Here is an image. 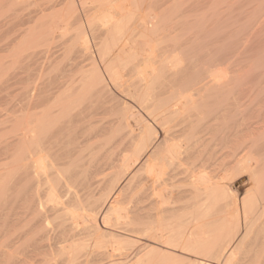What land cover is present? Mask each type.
Segmentation results:
<instances>
[{
  "label": "bare ground",
  "instance_id": "obj_1",
  "mask_svg": "<svg viewBox=\"0 0 264 264\" xmlns=\"http://www.w3.org/2000/svg\"><path fill=\"white\" fill-rule=\"evenodd\" d=\"M160 1L0 0V75L52 76L25 91L0 138L6 264H264V120L248 123L241 101L204 103L230 82L196 71L185 4ZM105 76L136 108L106 107ZM224 156L234 167L218 171Z\"/></svg>",
  "mask_w": 264,
  "mask_h": 264
},
{
  "label": "rangeland",
  "instance_id": "obj_2",
  "mask_svg": "<svg viewBox=\"0 0 264 264\" xmlns=\"http://www.w3.org/2000/svg\"><path fill=\"white\" fill-rule=\"evenodd\" d=\"M190 1L191 0H184V1L182 0V3H181V1L176 0V4H178L179 2H180L179 5L185 4L184 5L185 7L183 9H182V7H183L182 5H181L182 7L178 5L179 7H181L183 12H181V9L179 8L180 11H178V9H177V11H178V13L179 12L180 13L179 14L177 13V14L181 16V21H179V23H178L179 27L182 28V30H181V28H179L180 31H183V32H180V35H182L181 40L183 43H186L185 44L186 46L190 47L191 55L189 53H187L188 57H190V58L191 57H197V59L192 58L193 61L198 63L195 66V69L197 72H200L201 69L202 70L203 69L212 70L214 67L213 70L221 71V72L225 71V79L228 80V83L230 82L228 84V87H227L228 89L226 88L227 90L224 89L222 92L221 91L222 89H221L219 92L217 91L218 94L216 91H212V92H214V94L216 96L211 95V92H210V95L208 94L209 97L208 96L205 97V98H207V100L203 99L204 103L206 105H208V107L210 108V106H212V105L218 106V104H216V101L218 99H220V101H217V103L219 102V104H222V102L225 103L227 100V102H228L227 104L232 105V109H233V106L235 105V103H237L236 101H241V103H242L241 108L244 105L243 109L245 112L243 111V109H241V108L240 109H241L242 113H246L245 114L246 116H244V117H246V120L248 123L254 121L255 118H261L264 120V117L262 118V116H264V109L261 108V106H259V107L257 106V105L262 104V106L264 107V0H218V1L217 0H214V1L213 0H192L191 2ZM194 3H195V5L196 4L197 5L195 6ZM178 6H177V8H178ZM185 8H186V10H185ZM187 8H191V9H187ZM215 8L217 11L212 12L213 10H215ZM194 9H195V11H194ZM196 10H197V12H196ZM181 13L183 15H181ZM187 13H189V14H187ZM192 14H194V15H192ZM180 16H178V20H179ZM182 16H184V19L186 17V19L184 20L182 18ZM188 16H190V18ZM182 19H183V21H182ZM190 20H191V22H190ZM212 21H214V22H212ZM185 22L187 25L185 24ZM200 23H202V24H200ZM198 24H200V26H201V30H199V31L197 30V29H200V27H198L199 26ZM196 27H198V28H196ZM188 28H190V29H188ZM213 28H214V30H211ZM185 30H186V32H185ZM188 30H190V31H188ZM216 30H217V32H216ZM96 31H97V33L102 32V31H98V30H96ZM197 31H198V33H197ZM217 33H218V35H217ZM88 34H87V37H89L88 40L91 39L89 42H91L92 44L91 43L90 44H91V46H93L94 40L91 37V35L90 34L88 35ZM197 34L199 37L197 36ZM200 34H201V36H200ZM221 34H222V36H221ZM188 35L190 36V38ZM186 37L188 40L186 39ZM195 37H197V39H196L197 45H196V43H194L193 49H194V51H197L196 47L200 46V48H197L198 51H199V49H201V50L203 49L205 51V52L200 51L201 54L199 52V55H201V56H199V55L197 56L196 54H198V52L195 53L193 50H191L193 47L192 46L193 42H195V39H194ZM214 38H215V40H214ZM186 40H187V42H186ZM189 41H191V43ZM188 42H189V44H188ZM205 42H206V44H205ZM222 43H223V46H222ZM225 44H226V46H224ZM218 47H220V48H218ZM225 49H226V52H224ZM227 50H228V53H227ZM192 52H194V53H192ZM203 56L205 59H203ZM208 57H209V59L207 61H205L206 63L208 61H210V59L213 60V61L211 60L212 62H210V63H213L214 60H216V61L218 60L216 62L217 65L214 62V66L213 65L210 66V64L208 65V64L204 63L203 61H201V60H206V58H208ZM201 62H202V64H201L202 67L201 66L198 67V65H200L199 63H201ZM218 64H221L222 68L220 67V65L218 66ZM227 64H229V65H227ZM218 67H220V68H218ZM223 67L225 70L223 69ZM187 72H188L187 74L190 75V71H187ZM11 76H13V77H11ZM22 76L17 75V77H16V75H0V88H1L0 89V112L2 111L0 113V116L2 115V117L7 121L6 122L4 120L5 122H3L2 121L3 118H1V120H0V121H2V123L0 124V138L1 139H2L3 134H5V133H7L9 135L12 134V127L14 124V120L22 117L23 112H21L22 109H20V108L23 107L21 100L24 96L25 91L28 89L34 88L35 86H37V87L40 86V87H45V88L52 86V83L50 82V81H52V76H50V77L48 75H47V77H46V75H41L42 77L40 75H30V76L24 75L25 77L24 76L22 77ZM233 77L235 79H237V80L233 79L236 81L235 83H232L233 82L232 79H231L232 82L230 81V78H233ZM45 78H46V80H45ZM49 78H50V80H49ZM107 78L108 77L105 76L107 85L109 84L108 89H109L110 93L108 92V94L111 95L110 97H112V98L114 97V102H111L110 104H106V107L107 106H111V107L113 106L112 107L113 112H114V110H116V113L118 110V107L115 105L116 102L117 103H120L122 101H125L124 103L130 102L128 104L135 107L136 103L134 101H132L130 98H128L129 99L128 100L126 98L127 96L122 95L121 91L118 88H116V86H114L113 84H112L113 86H111V81ZM126 79L128 80L127 77L123 78L122 81H124V83L121 82V84H126V82H127ZM15 80H17V81H15ZM47 80H49V81H47ZM7 81L8 82L10 81V82L8 83ZM45 84H46V86H45ZM230 85L233 86V87H231V89H233V92H232V90L229 89ZM236 89L238 92L236 91ZM3 90H4V92H3ZM117 90H119L120 92ZM234 90H235V92H234ZM225 92H227L228 94L224 95ZM205 94H207V93H205ZM205 94H202V95L205 96ZM241 96L243 98V101L240 98ZM226 97H227V99H226ZM236 97H238V99ZM209 98L211 100H208ZM221 98H223V99L221 100ZM232 98H235V99L231 100ZM239 99H241V100H239ZM244 99H246V102H244L245 101ZM249 99H250V101H249ZM120 100H122V101H120ZM214 100H215V102H214ZM247 101H248V103H247ZM113 103H115V104H113ZM29 109H30V113H38L40 111L39 109L35 108L34 106H30ZM5 110H7V111H5ZM262 111H263V114H262ZM113 112L111 111L110 113H113ZM257 112H259V113H257ZM247 113L250 114L249 116H251V115L252 116L248 117ZM258 114H259V116H258ZM260 114L262 116H260ZM106 117H107V115H106ZM262 125H263V127L261 128L262 132L260 133L258 131L259 133L258 132L257 133L259 135L261 134V136H263V138H264V135H263L264 134L263 133L264 132V129H263L264 128V122L261 124V126ZM159 136H160V134H159ZM1 139H0V141H1ZM226 151H228V150H226ZM226 151H224V152H226ZM262 151L264 152V150H262ZM226 158H228V159L226 160ZM220 159H223V157ZM229 160H231L230 163H229ZM233 160L235 161V158H233L232 156H228V157L224 156V159L222 161H224L225 164H223V162L218 160L217 164L220 163L221 165L218 164L216 166V168L219 166H220L219 168H222V167L227 168L228 166H229L228 168H230V167L232 168V166L234 167V164L232 166L230 164L234 163ZM225 161H227V163H228L227 166H226L227 163ZM222 164H223V166H222ZM0 165H1V163H0ZM219 168H217L218 171L221 170ZM234 172L236 174H233V175L237 176L238 172L237 171H234ZM238 174H239L237 176L238 178L237 177L235 178V176H230V178H229L230 180L227 179V181L228 180L231 181V177H232V179L235 178L234 180H232L234 182H232V181L230 182V185L231 186H239L241 183H243L244 185L241 184L242 186L239 187L240 190H243L248 185V182H247V178H248L247 175L248 174L246 173L247 175H245V174L242 175L243 174L242 173L241 175L243 177H241L240 173H238ZM232 183H233V185H232ZM49 186H50V183L47 182V178L45 176H42L41 177V183H40V194H44L48 190ZM23 190H24V186L21 184L18 186H14L8 192L7 200L9 202L15 201L17 196L20 194L19 192H22ZM0 229H1V226H0ZM0 233H1L0 237L2 238V236H3L2 232L0 231ZM2 239H4V237ZM2 239H0V241ZM2 242H3V240L1 241V243ZM1 245L2 244H0V252H3V253H0V260H2V261H0V264H2V263L6 264L5 263L6 256H5V251H4V247H3L4 245L2 247H1ZM1 254L3 255V257L4 256L5 257L3 258ZM13 264H15V263H13Z\"/></svg>",
  "mask_w": 264,
  "mask_h": 264
}]
</instances>
